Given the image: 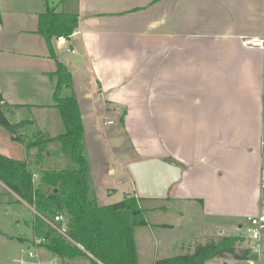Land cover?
<instances>
[{"label":"crops","instance_id":"crops-1","mask_svg":"<svg viewBox=\"0 0 264 264\" xmlns=\"http://www.w3.org/2000/svg\"><path fill=\"white\" fill-rule=\"evenodd\" d=\"M46 5L43 0L38 4L31 26L8 29L38 33ZM255 38L264 40V0H79L77 29L65 43L54 41L59 59L72 73L68 88L81 112L80 92L85 90L87 98L104 99L105 111L125 114L127 132L130 125L139 135L150 132L148 142L137 139H144L143 145L151 140L150 152L140 154L134 145L136 153L124 164L162 158L182 167V178L168 196L155 198L182 203L168 210L180 220L190 211L200 217L197 230L196 224L181 221L157 223L158 228L189 231L190 237L179 243L185 251L200 240L241 236L225 235L226 230L235 222L243 228V218L263 214L264 46H252L249 40ZM46 46L29 55L51 58ZM41 66L47 76L56 70L49 63ZM50 85L52 95L55 81ZM46 104L58 108L55 100ZM9 133L12 147L0 153L31 164L30 157L13 149L20 143L26 147L25 138ZM230 198L240 207L232 208ZM154 209L168 212L165 206ZM221 218L232 222L224 224ZM218 258L232 257H214L206 264H216Z\"/></svg>","mask_w":264,"mask_h":264},{"label":"rangeland","instance_id":"rangeland-1","mask_svg":"<svg viewBox=\"0 0 264 264\" xmlns=\"http://www.w3.org/2000/svg\"><path fill=\"white\" fill-rule=\"evenodd\" d=\"M41 2L42 0H0V12L3 19V24L0 27V92L8 101L5 109L7 118L12 123L26 121L24 126L19 129L22 138L27 136L43 139L48 136H57L66 131L60 110L46 104L54 102L50 80L55 81V79L40 72L41 64L49 63L55 69L56 63L49 57L29 55L30 51H42L41 46L43 49L47 48L43 36L35 32L12 34L8 29L9 27L15 28L20 24L31 26L33 19L37 20L36 12L39 9L38 4ZM43 2L45 3L46 0ZM50 2L51 5L54 3L57 5L58 0H50ZM59 8H62V5L58 6ZM19 51H23L22 54H19ZM60 58L63 60L62 57ZM65 59L68 60V58ZM71 94L72 89L68 87H64L61 91L63 97ZM80 100L84 125L80 152L88 160L89 197L97 199L100 205H109L121 201L126 195L134 194V191L139 195L137 184L129 168L130 164L124 163L136 153L134 145L138 146L139 152H150L151 140L147 145L142 144L144 139L137 140L142 136L148 142L150 132L139 135L136 130L132 129L136 127H131V125L127 132L124 129L128 128L125 114L121 115L117 109L113 108L105 111L104 99L97 98V96L91 99L87 98L85 90L80 92ZM16 104L19 105L16 106ZM107 120H111L113 123L108 124ZM6 130L0 125V152L5 154L12 147L9 139L10 133ZM137 143L139 144L137 145ZM19 146L18 148L13 147V149L19 152L18 156L20 157H30V168L38 173L35 175V180L38 183L42 173L47 170L77 167L76 162L58 141L42 147L27 148L22 143ZM249 183L252 185V181ZM230 200L232 208L240 207L236 201H232L234 199L230 198ZM177 205H182V203H173L167 198H140L139 207L144 211L148 225L134 227L138 252L137 264H154L157 259L176 254H187L190 251L195 252L199 244H208L212 241L194 242L190 244L191 248L189 247V250L185 251L179 243L183 236L190 237L189 231H183L178 226L175 229H172L171 226L158 228L157 223L161 221H181L184 225L196 224L195 230L199 229L200 217H196L193 212H188L187 219L180 220L174 212L168 211L171 208L175 209ZM261 205L264 214V196ZM156 206L157 208L165 206L168 212L154 209ZM45 218L52 220L53 216L37 211L35 207L15 195L12 190L7 189L0 182V264H52L55 261L62 264L61 258L44 245L47 234L55 233ZM221 221L224 224L232 222L227 218H221ZM241 221L243 228H239L238 223L235 222L233 226H230V230H226L225 235L228 233L229 235H241L245 238L244 244H248L246 236H249L250 223L246 217ZM152 229H154L156 237L152 235ZM160 234H164V236L161 237ZM163 237L166 238L164 243L161 239ZM225 260L226 264H246L245 261L238 262L235 258H218L213 262L225 264ZM79 261L78 264H94L92 259L87 256L80 258ZM257 263L264 264V241Z\"/></svg>","mask_w":264,"mask_h":264},{"label":"trees","instance_id":"trees-1","mask_svg":"<svg viewBox=\"0 0 264 264\" xmlns=\"http://www.w3.org/2000/svg\"><path fill=\"white\" fill-rule=\"evenodd\" d=\"M46 1V9L39 14L37 32L46 40L49 55L56 62V70L50 73L55 78L53 97L66 131L43 139L26 136L24 142L27 148H31L58 141L77 167L47 170L42 173L38 183L27 160L0 153V181L37 211L53 217L57 214L64 216L68 237L50 232L44 244L61 258L62 264L86 256L94 264H137L134 227L147 224L144 211L138 204L139 198L134 194L126 195L117 203L100 205L97 199L89 197L88 160L80 152L84 125L79 101L75 95H61L64 87H72L73 76L67 65L59 59L54 41L60 36H71L77 29L79 0H60L61 10L58 9L59 5L51 6L49 0ZM3 101L0 94V125L18 134L26 121L12 123L5 114L7 102ZM244 241L242 236H224L217 242L199 244L192 254L158 259L154 264H206L214 257L227 255L237 260L256 258L251 246L244 244Z\"/></svg>","mask_w":264,"mask_h":264},{"label":"water","instance_id":"water-1","mask_svg":"<svg viewBox=\"0 0 264 264\" xmlns=\"http://www.w3.org/2000/svg\"><path fill=\"white\" fill-rule=\"evenodd\" d=\"M140 197H167L171 186L182 178V167L162 158L130 164Z\"/></svg>","mask_w":264,"mask_h":264},{"label":"built area","instance_id":"built-area-1","mask_svg":"<svg viewBox=\"0 0 264 264\" xmlns=\"http://www.w3.org/2000/svg\"><path fill=\"white\" fill-rule=\"evenodd\" d=\"M58 41L65 43L66 37L60 36L58 37ZM249 42L252 46H258V47L264 46V40L261 39L255 38L249 40ZM106 123L112 124L113 121L107 120ZM262 147L264 148V140H262ZM260 184L262 188H264V172L261 173ZM45 220L47 221V223L49 224V226L53 231L67 237L66 225L64 223V216L62 214L55 215L52 220L47 218H45ZM248 221L250 223L248 230H249V239L251 241L250 244L251 251L253 254L256 255V258L245 260V262L246 264H258L257 260H259L262 242L264 241V214L249 216ZM30 255H32V252H30ZM52 264H61V263L55 261Z\"/></svg>","mask_w":264,"mask_h":264}]
</instances>
